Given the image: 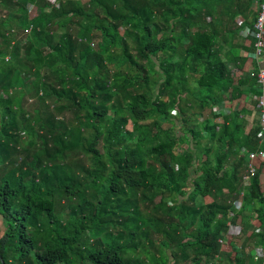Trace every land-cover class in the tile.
I'll return each mask as SVG.
<instances>
[{
    "label": "trees",
    "instance_id": "trees-1",
    "mask_svg": "<svg viewBox=\"0 0 264 264\" xmlns=\"http://www.w3.org/2000/svg\"><path fill=\"white\" fill-rule=\"evenodd\" d=\"M254 2L0 0V264H264Z\"/></svg>",
    "mask_w": 264,
    "mask_h": 264
},
{
    "label": "crops",
    "instance_id": "crops-1",
    "mask_svg": "<svg viewBox=\"0 0 264 264\" xmlns=\"http://www.w3.org/2000/svg\"><path fill=\"white\" fill-rule=\"evenodd\" d=\"M254 1L255 2L252 6V9L254 12L259 13L260 5L262 2L261 0ZM236 23L237 25H241L243 23V17H237ZM252 32L253 26H245L241 29V31H239V34L235 38L233 44L223 45V48L225 49L224 52L229 53L230 57H232L233 60L235 58L246 59L245 62L235 60L233 62L234 67L231 68V70L235 73L237 79L243 81L244 83L239 86V90L235 94V97L227 94V101H223L220 104V107H217L218 112L222 114L225 113V115L233 112H241V116L246 119L248 123L252 122L254 119L257 120L260 117L258 108H256L254 105V102L258 100V94H256L255 90H253L254 88L250 86L251 83L249 80H251V77L249 76V74L256 71V69L259 70L260 68H264L263 57L255 58L253 52H250L252 44L254 46L255 43ZM262 176L264 178V174ZM209 200L210 199L207 198L205 200L206 203H209Z\"/></svg>",
    "mask_w": 264,
    "mask_h": 264
},
{
    "label": "built area",
    "instance_id": "built-area-1",
    "mask_svg": "<svg viewBox=\"0 0 264 264\" xmlns=\"http://www.w3.org/2000/svg\"><path fill=\"white\" fill-rule=\"evenodd\" d=\"M29 14H35L33 11V7L28 8ZM253 38L255 40L254 46L256 49V56L263 57L264 56V1L260 5L259 14L257 20L254 25V29L252 32ZM250 77L254 76V72L249 74ZM258 83L260 84L261 96L259 97L260 101V120L262 126V136L264 137V68H260L258 70ZM264 162V150H259L256 152H250L248 154V172L251 176H254L262 163ZM230 227H232L229 224ZM222 242V241H221ZM227 244L224 242V245Z\"/></svg>",
    "mask_w": 264,
    "mask_h": 264
},
{
    "label": "rangeland",
    "instance_id": "rangeland-1",
    "mask_svg": "<svg viewBox=\"0 0 264 264\" xmlns=\"http://www.w3.org/2000/svg\"><path fill=\"white\" fill-rule=\"evenodd\" d=\"M50 2H52L53 0H49ZM82 2H86L87 0H81ZM28 8H31V6L30 5H28ZM3 13H1L0 12V15H2ZM231 66V67H230ZM228 67L231 69L232 67H234V63L233 62H231V63H229L228 64ZM28 104H30L29 103V101H28ZM33 105H34V103H32ZM31 104V105H32ZM28 111H29V109H27ZM263 182H264V179H263ZM264 188V187H263ZM210 201V200H209ZM239 207L241 206V203L238 205ZM247 209L248 210H250V207H247ZM228 225H229V223H228ZM230 229H231V234H235V236H234V238H236L237 239V241H238V246H235L234 247V251L235 252H239L240 251V249H241V247L239 246L240 244H241V242H243V231H242V227H241V225L239 224L238 226H236V228H233V227H230ZM2 231H3V227H2V224H1V222H0V234L2 233ZM227 244H225V246H226ZM226 249H228L227 247H225V250ZM260 257H264V253L263 254H261L260 255ZM211 264H216L214 261H212L211 262Z\"/></svg>",
    "mask_w": 264,
    "mask_h": 264
}]
</instances>
